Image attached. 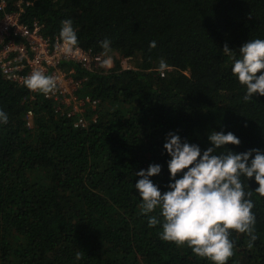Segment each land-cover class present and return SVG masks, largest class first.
Listing matches in <instances>:
<instances>
[{
	"label": "trees",
	"instance_id": "1",
	"mask_svg": "<svg viewBox=\"0 0 264 264\" xmlns=\"http://www.w3.org/2000/svg\"><path fill=\"white\" fill-rule=\"evenodd\" d=\"M31 1L24 23L37 21L55 39L70 18L78 47L103 52L101 41L109 39L120 58L107 72L74 64L78 77L88 75L82 93L98 101L81 127L0 73V109L8 115L0 124V264H211L161 240L160 225L148 226L135 173L159 164L150 179L169 190V132L201 153L212 146L213 130L241 141L218 151L264 152V96L243 101L246 89L223 53L225 43L238 55L248 40L264 39V0ZM161 58L171 68L165 77L156 70ZM128 59L138 69H124ZM241 179L255 203L258 239L250 249L247 236L232 231L227 264H264V198L254 178ZM149 215L160 218L159 209Z\"/></svg>",
	"mask_w": 264,
	"mask_h": 264
},
{
	"label": "clouds",
	"instance_id": "2",
	"mask_svg": "<svg viewBox=\"0 0 264 264\" xmlns=\"http://www.w3.org/2000/svg\"><path fill=\"white\" fill-rule=\"evenodd\" d=\"M72 25V19L62 20L59 32L58 47L68 55L79 50ZM100 46L105 53L111 52L109 39L101 41ZM149 47L155 48L156 42H150ZM223 53L232 61V74L246 89L243 101L249 102L254 94L264 96V39L248 40L239 47L238 55L225 43ZM110 64L111 59L107 57L100 62L101 67ZM168 69L169 65L161 58L156 70L163 76ZM59 83L58 76L38 68L23 78L27 89L44 96L54 93ZM7 122V113L0 109V124ZM165 139L163 147L170 157L167 161L169 190L162 193L150 179L160 174L161 165L153 163L146 170L135 173L140 177L134 185L141 200L138 208L140 214L148 216V226L160 225L158 235L161 240L178 247L186 246L193 255L206 258L211 264H227L234 255L232 231L245 234L247 247L251 249L258 239L256 216L252 211L255 203L251 199L252 193L245 191L241 178H254L258 185L254 192L264 198V152L258 148L243 153L218 151L229 144L240 145V139L231 131H211L208 140L212 146L203 153L199 145L186 139L182 141L174 132H169ZM157 209L160 218L149 215ZM81 258V253L77 252L75 259Z\"/></svg>",
	"mask_w": 264,
	"mask_h": 264
},
{
	"label": "built area",
	"instance_id": "3",
	"mask_svg": "<svg viewBox=\"0 0 264 264\" xmlns=\"http://www.w3.org/2000/svg\"><path fill=\"white\" fill-rule=\"evenodd\" d=\"M18 10H9L8 1L0 0V73L2 77L19 87H24L23 78L28 76L33 69H41L46 74L60 78L58 89L49 96H42L52 100L57 112L75 118V127L87 123L85 114L89 109H95L98 101L89 95H82L88 75L77 76L76 65L87 73L103 71L100 62L110 58L108 53L86 50L78 47L72 55L64 53L58 47L59 38L47 37L42 26L37 22L27 24L21 16L26 6L33 4L31 0H16ZM75 66V67H73ZM164 74L162 77H165ZM27 89V88H26ZM33 94H41L32 92ZM33 113L29 112L28 119L31 125Z\"/></svg>",
	"mask_w": 264,
	"mask_h": 264
},
{
	"label": "rangeland",
	"instance_id": "4",
	"mask_svg": "<svg viewBox=\"0 0 264 264\" xmlns=\"http://www.w3.org/2000/svg\"><path fill=\"white\" fill-rule=\"evenodd\" d=\"M108 55H109V57H110V59H111V61H112V66L111 67H109V68H105L104 70L107 72V71H109V70H111L112 68H114L115 67V61L116 60H118L119 58H120V56H119V54L118 53H116V52H109L108 53ZM133 60V61H132ZM132 60H130V59H128L127 61H125V62H122V64L125 66L124 67V69H128V70H133V69H138V60L137 59H132ZM103 70V71H104ZM169 71L171 70V68H169L168 69ZM168 70L166 71V73L165 74H167V72H168ZM95 73V72H94ZM82 95H86V94H83V93H81Z\"/></svg>",
	"mask_w": 264,
	"mask_h": 264
}]
</instances>
